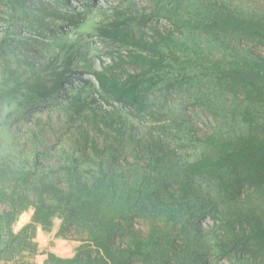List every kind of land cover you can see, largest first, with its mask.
<instances>
[{"label": "rangeland", "instance_id": "rangeland-1", "mask_svg": "<svg viewBox=\"0 0 264 264\" xmlns=\"http://www.w3.org/2000/svg\"><path fill=\"white\" fill-rule=\"evenodd\" d=\"M219 16H264V0H0V264H101L94 237L130 264H264V175L216 164L264 108L213 69L259 46ZM138 54L167 64L144 76L158 84L142 111L116 90L142 72ZM60 74L49 100L8 93ZM30 223L36 254L10 235Z\"/></svg>", "mask_w": 264, "mask_h": 264}, {"label": "trees", "instance_id": "trees-1", "mask_svg": "<svg viewBox=\"0 0 264 264\" xmlns=\"http://www.w3.org/2000/svg\"><path fill=\"white\" fill-rule=\"evenodd\" d=\"M167 17V16H166ZM71 22L76 21V17H70ZM216 25L219 29L234 31L242 37L253 39L259 46L258 52L250 59H235L230 62V66L221 67L222 63H216L213 69L223 73L222 78L227 84L226 88L230 92H236L243 96L247 104H260L264 108V16H253L250 18L242 17H226L219 16L216 20ZM205 31H210L208 25L204 26ZM217 29V28H215ZM120 35V34H118ZM121 37V36H120ZM122 39V38H121ZM136 61L142 64V72L136 76H132V84L117 86L119 92V100L125 105L136 107L138 110H143V102L139 98L140 93L153 90L158 84V80L153 77H144L152 72L161 71L167 66L162 58L149 56L145 54L136 55ZM138 62V63H139ZM139 63V64H140ZM65 74L58 75L52 85L48 87L46 83L38 79L35 83L27 82L20 84L19 82L9 90V94H22L24 90H28L37 100L46 99L54 95L56 91L63 87ZM96 78L103 89L110 91L112 86L108 84L103 74L96 73ZM83 84L90 83L89 79L82 80ZM36 101V100H34ZM78 103V102H76ZM30 104L26 105L28 107ZM244 120L250 125L249 133L241 135L234 141L227 142L218 146L220 151V159L216 162L220 169L223 170H248L253 177L264 175V117L254 118L251 112H246ZM204 164V167H209ZM216 165V167H217ZM255 179V178H251ZM0 174V182H1ZM1 195V194H0ZM12 217V214H10ZM40 212L36 210L33 215V221L39 222ZM125 218H129L125 216ZM33 222V223H34ZM257 226L252 229V234L256 239L264 238L263 221L259 218L255 219ZM33 223L27 224L18 234L11 233L12 241L18 240L19 249L23 252L27 251L31 254L38 252V244L33 241L34 229ZM255 230V231H254ZM91 241L95 242L97 252L101 258V264H130L129 260L124 261L122 258L113 253L110 246L103 238L94 237ZM7 250L15 248L10 241L6 246ZM144 245L137 243L136 249L132 254L141 253ZM104 251V255L100 252ZM4 249H0V259L3 258ZM49 259H55L60 263L71 261L83 263L81 253L78 252L74 258L63 259L54 254H48ZM130 256V255H129Z\"/></svg>", "mask_w": 264, "mask_h": 264}]
</instances>
